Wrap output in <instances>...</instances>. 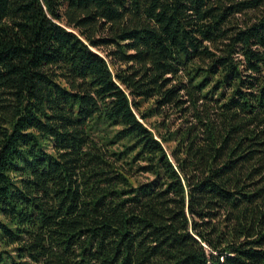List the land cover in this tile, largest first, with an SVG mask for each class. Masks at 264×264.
I'll list each match as a JSON object with an SVG mask.
<instances>
[{
    "label": "trees",
    "instance_id": "trees-1",
    "mask_svg": "<svg viewBox=\"0 0 264 264\" xmlns=\"http://www.w3.org/2000/svg\"><path fill=\"white\" fill-rule=\"evenodd\" d=\"M0 264H264V0H0Z\"/></svg>",
    "mask_w": 264,
    "mask_h": 264
},
{
    "label": "rangeland",
    "instance_id": "rangeland-1",
    "mask_svg": "<svg viewBox=\"0 0 264 264\" xmlns=\"http://www.w3.org/2000/svg\"><path fill=\"white\" fill-rule=\"evenodd\" d=\"M152 121H154V120H152ZM146 178H147V176H139V177H138V179H139L140 181H146Z\"/></svg>",
    "mask_w": 264,
    "mask_h": 264
}]
</instances>
